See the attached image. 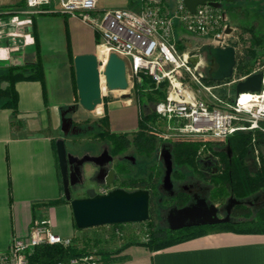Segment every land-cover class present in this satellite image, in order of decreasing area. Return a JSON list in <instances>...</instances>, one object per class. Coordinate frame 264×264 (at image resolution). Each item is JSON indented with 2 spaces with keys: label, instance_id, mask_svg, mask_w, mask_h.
<instances>
[{
  "label": "crops",
  "instance_id": "0c3cea01",
  "mask_svg": "<svg viewBox=\"0 0 264 264\" xmlns=\"http://www.w3.org/2000/svg\"><path fill=\"white\" fill-rule=\"evenodd\" d=\"M96 1L95 16L112 9L138 10L140 6V0ZM25 6V0H0V18L20 15ZM216 9L224 14L234 30L241 23H236L240 20V11H247L240 0L223 2ZM25 31L30 40L28 49L13 53L0 50V72L12 65L35 62L38 46L44 67L46 95L39 81L17 82L15 88L19 99L16 114L10 108H3L0 99V251L8 249L15 238H27L32 224L38 220H50L55 233L73 238L79 248L97 247L96 241L90 245L89 240L82 239L81 230L85 229H78L75 225L71 205L64 198L56 152L57 138L63 137L68 145L62 131L63 122L68 119L72 120L70 133L73 138L85 135L88 145L103 146L96 138L100 132L96 123L79 125L76 120L81 112L88 111L78 104L79 98L76 102L74 57L97 54V29L79 16L62 12L60 0H51L32 17V23ZM174 36L177 46L197 39L179 21L175 22ZM4 44L5 41L0 46ZM15 54L17 56L13 57ZM13 61L17 63L13 64ZM6 85V82H0V88ZM150 85L146 89H150ZM101 109L104 113L100 118L107 114L108 129L115 134H135L139 130L140 117L146 115L134 96L127 100L121 99L120 94L103 103L99 112ZM91 128L95 129L92 130V138L88 134ZM86 170L92 174L93 167ZM108 226L103 225L107 233L111 231ZM107 233H104L106 238L109 236ZM118 256L121 259L115 262L100 261L99 264H264V234L213 232L160 250L131 244Z\"/></svg>",
  "mask_w": 264,
  "mask_h": 264
},
{
  "label": "built area",
  "instance_id": "2783aa9c",
  "mask_svg": "<svg viewBox=\"0 0 264 264\" xmlns=\"http://www.w3.org/2000/svg\"><path fill=\"white\" fill-rule=\"evenodd\" d=\"M50 2L25 0L26 8L20 15L0 18V43L5 41L0 50L25 52L30 42L25 28ZM60 3L62 12L79 16L97 29L100 34L98 48L107 51V58L115 53L125 61L127 79L131 76L138 82L147 77L152 83L150 90L165 84V97L155 104V120L148 124L151 131L169 141L201 139L203 142H224L237 133L251 132L252 148L261 164L256 134H264V64L223 82H209L205 57L200 52L181 53L175 40L174 26L179 21L189 32L204 38L207 46H234L236 49L230 42L235 30L230 27V33L226 32L230 25L220 10L205 4L191 13L182 0H177L173 7L166 5L164 0H140L138 10L112 9L98 18L93 15L96 0H60ZM190 58L198 60L192 64ZM259 72L263 73L260 92L236 93L240 81ZM128 84L130 86L129 81ZM134 86L132 82L131 87ZM142 223L147 226L146 222ZM108 227L112 229V225ZM112 232L122 236L119 228ZM148 238L144 233L142 241L147 242ZM73 244V238L53 231L50 220L34 221L27 238H15L8 249L0 251V264H31L30 256L40 246L69 247ZM99 263V255L91 252L49 264Z\"/></svg>",
  "mask_w": 264,
  "mask_h": 264
},
{
  "label": "trees",
  "instance_id": "16d2710c",
  "mask_svg": "<svg viewBox=\"0 0 264 264\" xmlns=\"http://www.w3.org/2000/svg\"><path fill=\"white\" fill-rule=\"evenodd\" d=\"M252 27V26H251ZM255 36L254 45H259L260 36ZM96 42L100 43L99 34L96 31ZM207 51V48H205ZM37 58L33 63H26L24 65H12L5 68L0 72V82H6L7 85L4 88H0V99L2 100L3 108H10L14 114L18 110V92L16 91L15 84L19 81H39L42 84L44 95H46V83L45 74L42 60L39 56L38 46H37ZM238 71L243 74L250 73L247 70V64L243 63L237 67ZM144 81L150 80L147 77H142ZM147 79V80H146ZM207 81L211 82L206 77ZM152 86V83L151 85ZM135 91L140 98L146 91L147 93H158L160 99H164L165 84L161 87L150 90L146 89L144 83L135 82ZM146 91L144 92V90ZM155 120V114L142 115L139 120V130L135 134H115L108 129V118L105 114L102 118L98 119L96 124L100 127V132L96 135V138L101 141H109L112 145V151L114 153H119L129 147L133 146L140 154L150 155L152 151L159 144V138L157 133L150 130L148 123H152ZM257 144L260 149V159L261 164L259 168L254 172L250 171L246 158L252 148V133H237L231 136L226 141L221 142H199L193 139H181L170 143L172 153L178 164H195V155L201 145L209 150L210 153L218 156L216 167L217 170L210 177V183L212 185L210 191L211 203L216 204L215 199L235 197L240 201L254 197L259 193L264 194V134L257 133ZM215 143V144H212ZM226 145L225 148L222 146ZM228 148L231 150V156H229ZM129 179L123 181V186L127 190L136 189H146L152 186V181ZM157 184V182H156ZM156 191L149 190L151 193L150 199V218L145 221L147 228L145 232L148 235V241H142V236L140 240L129 239L124 242L119 249L116 251H107L102 249L99 245L96 248H79L75 243L72 246L64 247L60 245H45L36 248L34 253L30 256L31 264H49L59 260H68L71 257H80L87 255L91 252H96L100 256V261L103 263L115 262L121 257L118 254L122 249L131 244L144 245L150 250H160L172 246L174 244L187 241L198 236L213 232L221 231H233L238 233H256L264 234V203L255 204L254 207L250 203H243L236 206L233 209L232 216L233 221L229 223H223L218 225L210 226H198L189 229L172 231L164 226H157L155 222L154 213V195L157 194V186L153 187ZM214 199V200H213ZM67 202V201H66ZM69 203V202H67ZM136 224V223H135ZM131 224V225H135ZM129 224H115L112 225V229L109 233L105 230L107 234L114 235L119 239H124L125 232L124 227ZM103 229V226H99L95 229ZM115 228H119L122 232V236H116L112 231ZM143 233V234H144ZM93 248V249H92ZM92 249V250H90Z\"/></svg>",
  "mask_w": 264,
  "mask_h": 264
},
{
  "label": "water",
  "instance_id": "95a60500",
  "mask_svg": "<svg viewBox=\"0 0 264 264\" xmlns=\"http://www.w3.org/2000/svg\"><path fill=\"white\" fill-rule=\"evenodd\" d=\"M235 1L237 0H182L191 13H195L198 6L205 4L220 8L223 2L233 3ZM230 31L231 28L228 26L226 32L230 33ZM236 54L234 46H207V55L210 58L207 75L211 82H223L232 78L237 62ZM197 60V58H190L192 64H195ZM74 69L79 105L88 112H94L103 105L105 94L102 92V77L104 78V86L108 91H118L121 99L129 100L132 96L128 92L126 63L115 53L109 54L103 71H100V60L95 53L75 56ZM262 80V72L249 75L236 85V93L260 92ZM71 125V119L63 122L62 131L65 135L71 130ZM56 152L64 198L71 205L74 222L78 229L142 223L149 220L151 194L146 189L114 188L106 193H99L91 187L86 189L85 197H73L72 188L76 185H84L80 176L82 175V167L86 163H92L99 167L98 183L113 184L114 171L107 169L108 164L113 160V156L107 147L100 155L85 153L78 156L68 151L65 139L60 137L56 139ZM228 153L231 156L230 149H228ZM161 157L165 167L162 188L173 194L172 154L168 149L163 148ZM241 204L243 201L229 197L224 206L226 216L219 217V208L215 204H209L205 198H199L191 205L169 210L167 214L168 228L176 231L192 226L229 223L231 222L232 210Z\"/></svg>",
  "mask_w": 264,
  "mask_h": 264
},
{
  "label": "rangeland",
  "instance_id": "374dc122",
  "mask_svg": "<svg viewBox=\"0 0 264 264\" xmlns=\"http://www.w3.org/2000/svg\"><path fill=\"white\" fill-rule=\"evenodd\" d=\"M166 3H170L171 7H173L176 3V0H164ZM243 4V7L247 9V11H240L239 17L240 20L236 21V23L241 22L237 25L236 30L234 32L235 37L230 38V42H233L236 46V66L234 75L240 76L244 75L243 73H240L237 69L238 65L240 66L243 63L247 64V70L253 71L255 70L259 65L264 64V0H240ZM104 15V11L98 13L96 16L98 18H102ZM255 20V21H254ZM254 22V23H253ZM183 25V24H182ZM252 26V27H251ZM185 28V26L183 25ZM186 29V28H185ZM187 32H189L186 29ZM191 33V32H189ZM193 34V33H191ZM260 36V44L254 45L253 42L255 41V36ZM195 35V34H193ZM197 39H194L190 41L187 45L182 43V45H179V51L181 53H196L200 52L204 57H206V67L205 72L208 73V66L210 64V58L207 55V51H205V48H207V41L206 40H200L198 39L199 36L195 35ZM201 38V37H199ZM204 39V38H202ZM17 56L16 54L13 55ZM1 63H5L4 61H1ZM16 61H13V64H16ZM3 65V64H2ZM105 64L103 62H100V71L104 70ZM103 68V69H102ZM145 79L140 78L138 81L144 83L145 87H148L151 84V80L144 81ZM130 86L128 89V92L131 93L132 96H134L135 101L142 104V113H154V107L155 104L160 101V95L158 93H147L146 90H144V94L139 98L137 95V92L135 91V87L132 88L131 84L132 82H136V79L133 81L131 76H129L128 79ZM114 95H117L119 97V92H113ZM164 93L166 94V89L164 88ZM113 95V94H112ZM114 96H111V92H107L104 95L103 103L109 102ZM78 97L76 98V102ZM79 104V103H78ZM82 111V110H81ZM103 110L99 112V108L94 112H81L79 116H76L77 123L79 125H90L92 123H96L98 119H100V116L104 113ZM87 127V126H86ZM88 129V128H87ZM98 129V128H96ZM94 128H91L90 133L88 132L89 136L92 138L94 136L93 131ZM99 130V129H98ZM69 133L67 135L64 134V136L68 139V145L67 148H69L74 154L83 155L86 152H92L94 153L98 148L101 149L102 146H99L98 144H90L88 145L86 141V136L81 135L79 137L73 138L72 133ZM87 132V130H86ZM85 133V132H84ZM248 133V132H247ZM159 138V144L156 146V148L152 151L150 155L147 154H140L138 150H136L133 146H131L128 149H125L119 153H114L112 151V145L109 141H101L99 140L101 145H106L110 151V154L114 157V162L112 166H115L116 164L123 165V170L125 171V174H122L121 172L118 173L119 177L122 178L124 175L125 179H135L140 180L143 179L146 181H152L153 176H156L157 181V194H155L153 206H154V213L153 216L156 222L157 226H165L166 225V216L168 214V210L173 207L174 204H169L166 202V199L168 198L169 194L162 189V180L165 174V167L163 163V159L161 157V151L163 148L168 149L172 154V160H173V173H172V183H173V189L174 191L181 190L182 186H189L194 185L195 187H203L204 191L206 192L205 196H208L210 192V188H212V185L210 183V177L213 175L214 172H216V162L218 156L212 154L204 148V145H201L200 148L197 151V154L195 155V164L188 165V164H178L176 162V159L172 153V149L170 146V143L173 141H169L166 139ZM95 139V138H93ZM195 141L203 142L201 139H193ZM209 142H206L207 144H211ZM225 143V142H224ZM215 144V143H212ZM226 145L222 146V148H225ZM230 149V148H228ZM231 151V150H230ZM260 149H259V156H260ZM133 159V160H132ZM261 162V159H260ZM246 163L250 171H256L259 168V163L256 160V154L253 151V148H251L249 154L246 158ZM92 167L90 163H86L84 165V169L86 171V177H89L91 174H88L87 168ZM91 173H93L91 171ZM93 186V183L91 182H84V185H77L72 188V194L74 198H77V196H83L86 190V187ZM206 189V190H205ZM264 194L259 193L258 195L254 197H250L249 199L243 200V203H251L250 205L252 207L255 206V204H263L264 203ZM209 201L210 197H206ZM161 199V201H160ZM229 198H220L215 199V202L217 206L222 209L219 213V217L225 216V211L223 210L224 206L227 204V200ZM212 201V199H210ZM214 200V199H213ZM147 225V224H146ZM144 223H136L135 225H128L124 227L123 231L125 232L124 239H115L116 237L114 235H109L107 238L104 236L106 233L105 228L101 229H95V228H89L85 230H81V238L86 239L90 241V245L93 244V242L98 243L99 246H101L102 249L105 250H111L116 251L120 248V246L126 242L127 240L136 239L140 240L141 236L145 232ZM93 248H96L94 245H92Z\"/></svg>",
  "mask_w": 264,
  "mask_h": 264
},
{
  "label": "flooded vegetation",
  "instance_id": "af4514ba",
  "mask_svg": "<svg viewBox=\"0 0 264 264\" xmlns=\"http://www.w3.org/2000/svg\"><path fill=\"white\" fill-rule=\"evenodd\" d=\"M105 147H107V146L103 145L101 147V149L98 148L94 153H92V152H89V153L92 154V155H100L103 152ZM70 152H72V151H70ZM72 153H74V152H72ZM109 153H110V151H109ZM78 156H82V155H78ZM113 162H114V157H113V160L110 162V164H108V166H107L108 171L109 170H113L114 171V182H113V184L106 185L105 183H98L97 182V175H98V172H99V167L93 165L92 163H90V165L93 167V173L89 177H86V171H85L84 166H83L82 167V175L80 176V179L83 180L84 182L88 181V182L93 183L92 187L95 188L97 192H100L101 190L102 191H109V190L114 189V188H124L121 185H123V181L128 180V179L123 178V177H125L124 175L122 176V178L119 177V175H118L119 172H121L122 174H125V171L123 170L124 169L123 165H120L121 163L120 164L118 163L115 166H112ZM156 180H157L156 176L154 175L153 176V180H152V182H153L152 186L149 188V190H152L153 193H154V191H156V189H154L153 187L156 186V182L159 181V180H157V181ZM142 181H143V179H140L138 182H142ZM89 187L90 186L88 185V188ZM210 191H211V188H210ZM166 192L169 194L168 198L166 199V202H168L169 204H174L173 207H171L169 210L174 209V208H178L179 209V208H183L185 206L191 205V204L195 203L196 200L199 199V198H205L209 204H213V203H211L210 198H209V201L206 198V197H210V192H209L208 196H205L206 192L204 191L203 187H199L198 188V187H195L194 185H189V186H185L184 185V186H182L181 190H179V191H174V189H173V194H171L170 191H166ZM84 196H86V190H85ZM154 197H155V195H154ZM263 199H264V197H263ZM160 201H161V199H160ZM215 205L217 206V204H215ZM150 208H151V206H150ZM169 210H168V212H169ZM221 210L222 209L219 208V213H220ZM223 210L225 211L224 208H223ZM232 212H233V210H232ZM219 213H218V215H219ZM225 216H226V211H225ZM231 221H233L232 213H231ZM165 223H166V225L164 227L168 228L167 216H166V222ZM193 227H195V226L188 227V228H185V229H189V228H193Z\"/></svg>",
  "mask_w": 264,
  "mask_h": 264
},
{
  "label": "bare ground",
  "instance_id": "6f19581e",
  "mask_svg": "<svg viewBox=\"0 0 264 264\" xmlns=\"http://www.w3.org/2000/svg\"><path fill=\"white\" fill-rule=\"evenodd\" d=\"M97 55H98L100 61H102L103 63H106V61H107V51L105 49H103L102 47H99V49L97 51ZM102 92L105 93V94L107 92H110L104 86V79L103 78H102ZM113 92H116V91H111V94H113V96L117 97V95H114Z\"/></svg>",
  "mask_w": 264,
  "mask_h": 264
}]
</instances>
